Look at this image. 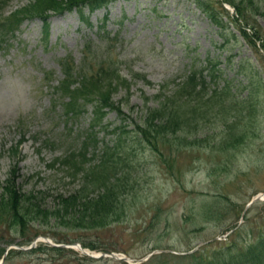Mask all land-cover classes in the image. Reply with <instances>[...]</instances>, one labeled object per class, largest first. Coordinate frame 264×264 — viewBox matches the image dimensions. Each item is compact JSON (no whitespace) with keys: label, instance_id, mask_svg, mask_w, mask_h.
Segmentation results:
<instances>
[{"label":"rangeland","instance_id":"obj_1","mask_svg":"<svg viewBox=\"0 0 264 264\" xmlns=\"http://www.w3.org/2000/svg\"><path fill=\"white\" fill-rule=\"evenodd\" d=\"M27 1L13 0L12 8ZM219 1L227 2L226 12L223 9L220 12L227 13L226 19L228 15L238 17L231 1L239 5L242 0ZM108 6L95 12L87 8L83 17L77 10L53 16L48 37L40 18L26 20L16 36L10 38V45L0 47V193L14 173L22 191L31 190L39 197L44 214L27 223L21 232L11 222L0 221V252L5 247L15 249L0 264H123L121 261L125 260L107 253H124L139 260L152 251L160 253L158 248H166L171 254L156 258L168 257L170 264H189L188 258L180 259L174 253L178 250L187 253L198 245L201 249L216 236L223 240L226 231L237 223L246 229L250 220L242 218L245 206L251 198L264 193L262 105L256 112L262 129L244 137L243 142L228 151L221 147V132L226 129L222 113L211 114L186 127L172 136L175 144L162 143L158 149L142 142L138 131H133L135 122L142 121L146 110L144 95L153 97L150 105L156 104L158 97L154 95L161 86L166 84L170 91L180 85L192 69L206 66L208 56L222 60V68L228 77L234 78V83H244L243 80L249 83L250 73L241 74L240 68L243 63L253 64L248 67H253L256 81L262 80L257 97L264 103L261 40L256 39V47L244 39L237 28L245 24L239 20L230 23L228 42L218 32V25L191 0H117ZM257 23L264 24L261 14ZM102 26L113 39L112 59L119 58L121 73L134 80L129 101L125 89L114 95L130 115L129 119H120L115 110L107 118L110 129L121 125L129 129L118 152L122 155L121 163H126L122 176L131 177V194L119 211V219L105 227L87 228L73 225L72 218L47 214L55 206L58 194H69L84 181L71 180L64 165L57 163L52 167L49 163L81 146L80 140L71 137L68 131H85L92 115L89 106L90 111L77 120L64 117L62 100L57 99L55 105L53 87L64 78L61 62L81 64L85 40H100L99 36L104 34ZM254 26L257 29L259 25ZM134 70L146 73L152 85L133 78ZM204 71L208 73L206 68ZM240 92L241 98L248 94L247 89ZM99 133V138L103 137L111 146L117 143L115 134L105 133L103 128ZM22 135L25 140L15 156L10 148L19 143ZM49 139L55 142L54 146ZM96 162L98 158L93 163ZM257 203L260 205L256 206ZM262 204L261 200L255 202L249 208L248 218L258 219L264 211ZM33 236L52 238L57 244H65V249H53L51 243L43 241L32 251L15 248L17 242ZM72 241L105 255L91 257L72 247ZM162 262L157 259L151 264Z\"/></svg>","mask_w":264,"mask_h":264},{"label":"trees","instance_id":"obj_2","mask_svg":"<svg viewBox=\"0 0 264 264\" xmlns=\"http://www.w3.org/2000/svg\"><path fill=\"white\" fill-rule=\"evenodd\" d=\"M11 1L0 0V43L9 40L26 19L40 17L44 20L45 31L48 34L50 27L48 19L53 13H62L66 9L73 10L74 6L81 7L85 4H89L92 9L107 7L112 0H29L6 15V7ZM193 2L208 15L213 23L218 25V32L226 37L228 42L230 41L227 35L231 27L230 23L242 20L245 25H239L237 28L241 32L240 35L255 46L256 39L259 38L262 42L260 44L264 47V24L257 23L258 15L261 14L264 17L262 14L264 0H248V4H244L245 0H242L239 5L231 1L235 4L239 16L231 18L232 16L229 15L230 18L227 20L224 16L226 13H220L222 9L226 12L223 2L219 0L215 2L193 0ZM83 8L85 6L79 9L81 14ZM254 25L259 26L255 29ZM99 37L101 38L98 41L88 38L85 40L84 58L81 64H75L73 61L61 62L64 78L53 87L55 105H57V99L62 100L64 117L77 120L78 117L90 111L89 106H91L92 115L89 127L85 131L79 130L77 133H74L73 129L68 131L71 137L76 138L77 141L80 140L81 146L71 149L63 157L57 156L49 163L52 167H55L57 163L64 165L71 180L84 181L80 187L72 189L69 194H58L55 198V206L53 209H48L47 214L51 212L58 217L72 218L73 225L87 228L105 227L111 221L119 219L121 216L119 211L126 205V198L129 193L131 194L129 192L131 177L127 174L122 176L124 174L121 173L122 168L126 166V163H121L122 155L118 152V148L120 146L122 148L125 142L123 138L128 135L129 129L123 125L110 129L107 118L115 110L120 119H129L130 115L122 109L114 95L125 89L126 98L129 101L134 80L121 73L119 58L112 59L111 56L114 55H111L110 50L113 39L110 38V33L104 30V34ZM206 60L205 67L192 69L180 85H176L170 91L166 84L163 85L154 95V98L158 97L156 104L150 105L149 101L153 97L144 95L146 110L142 121L135 122L133 130L138 131L142 142L150 144L154 149H158L162 143L172 146L174 143L172 140H175L173 135L186 130V127L190 128L193 124L200 123L206 116L215 113H222L225 119L222 121H225L226 129L220 136L221 147L224 150L228 151L232 147H237L243 142L244 137L248 138L251 133H259L263 126L256 112L261 109V105L264 106V103L258 101L257 97L262 80L256 81L253 67H248L253 64L243 63L240 68L241 74L250 73L247 79L249 83L243 80L244 84L234 83L232 81L234 78L228 77L225 68L221 66V59L208 56ZM205 68L208 73H205ZM261 72L263 74L264 71L261 70ZM132 73L133 78H141L147 84H152L146 73L142 74L135 70ZM260 73L257 75L258 79L261 76ZM245 89L248 94L241 98L240 91ZM229 117H231L230 121ZM101 128L105 130V133L115 134L118 137L115 145L111 146L103 140V137L99 138ZM48 142L55 145V142L50 139ZM17 153L18 150L15 148L13 154L17 156ZM97 158L98 163H93ZM12 175L6 180L3 191L0 193V221L11 222L16 230L21 232L27 223L42 218L44 214L39 197L31 190L22 191L14 177L15 174L12 173ZM259 205V203L256 204V206ZM261 206L264 207V204ZM250 211L251 209L245 218L246 221L250 220V224L256 220L253 226L249 227V224L246 229L244 226L237 227L226 240L210 241L208 245L194 253L176 257L188 258L189 264H264V211L258 215V219L254 216L252 220L248 218ZM64 221L67 223L66 220ZM31 238H25L21 244L31 241ZM210 246L214 248L211 250ZM4 251L5 249H2L0 256ZM163 254L170 255V253ZM163 254L155 255L164 256ZM156 257L142 264H151L157 259L163 261L161 264H170L168 257ZM122 263L126 264L125 261Z\"/></svg>","mask_w":264,"mask_h":264},{"label":"bare ground","instance_id":"obj_3","mask_svg":"<svg viewBox=\"0 0 264 264\" xmlns=\"http://www.w3.org/2000/svg\"><path fill=\"white\" fill-rule=\"evenodd\" d=\"M77 248H79V249L82 250L83 252H84V251H85V252L88 251L87 249L81 248V247H79V246H77Z\"/></svg>","mask_w":264,"mask_h":264},{"label":"water","instance_id":"obj_4","mask_svg":"<svg viewBox=\"0 0 264 264\" xmlns=\"http://www.w3.org/2000/svg\"><path fill=\"white\" fill-rule=\"evenodd\" d=\"M143 260V259H142Z\"/></svg>","mask_w":264,"mask_h":264}]
</instances>
